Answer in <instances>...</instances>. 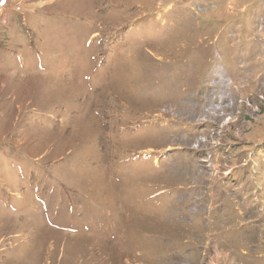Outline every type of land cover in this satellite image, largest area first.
Masks as SVG:
<instances>
[{"label":"rangeland","instance_id":"obj_1","mask_svg":"<svg viewBox=\"0 0 264 264\" xmlns=\"http://www.w3.org/2000/svg\"><path fill=\"white\" fill-rule=\"evenodd\" d=\"M8 1L0 264H264V0Z\"/></svg>","mask_w":264,"mask_h":264},{"label":"built area","instance_id":"obj_2","mask_svg":"<svg viewBox=\"0 0 264 264\" xmlns=\"http://www.w3.org/2000/svg\"><path fill=\"white\" fill-rule=\"evenodd\" d=\"M8 0H3L0 4V8H4L7 4Z\"/></svg>","mask_w":264,"mask_h":264},{"label":"crops","instance_id":"obj_3","mask_svg":"<svg viewBox=\"0 0 264 264\" xmlns=\"http://www.w3.org/2000/svg\"><path fill=\"white\" fill-rule=\"evenodd\" d=\"M48 1H50V0H48ZM37 4H39V3H37ZM43 4H44V2H43ZM6 8H4L3 10H5Z\"/></svg>","mask_w":264,"mask_h":264}]
</instances>
